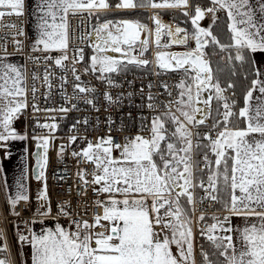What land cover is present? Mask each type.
Returning <instances> with one entry per match:
<instances>
[{
	"label": "snow or ice",
	"instance_id": "6c2138e0",
	"mask_svg": "<svg viewBox=\"0 0 264 264\" xmlns=\"http://www.w3.org/2000/svg\"><path fill=\"white\" fill-rule=\"evenodd\" d=\"M148 8L181 9L195 26L191 35L195 47L184 52L161 50L187 45L189 35L184 28L165 24L159 12L151 16L154 29L140 21L105 20L87 33L95 54L84 67V74L99 73L96 78L109 87L120 86L112 74L126 73L129 65H154L160 71L153 70L152 75L179 72L181 77L175 85L160 82L167 103L149 91L146 106L156 114L149 126L142 125L141 133L126 137L123 142L108 134L71 152L73 157L93 166L90 173L86 168L77 171L82 182L78 192L86 197L91 186L97 197H103L95 201L102 214L93 215L91 220L81 216L88 207L85 202L74 215L68 201L59 205L57 212L58 216L68 217L69 227L57 224L54 230L49 227L40 233L30 229L25 236L15 225L19 242L32 248V264H196L197 233L210 242L212 249L209 252L200 245L202 264H264V59H257V54L264 56V0H256L255 4L252 0H210V6H201L195 0H38V36L27 61L42 63L44 71L42 75L32 74L31 89L26 64L8 62L11 54L6 45L0 46V147H6L8 141L28 139L27 132L21 134L13 125L29 107V91L35 101L39 91L36 81H42L51 93L55 74L49 62L64 73L59 80L66 101L69 98L64 85L69 70L76 81L75 93L97 91L83 84L76 67L85 60L84 48H75L73 55H68L70 15L87 13L99 19L111 9ZM221 11L227 17V43L221 41L212 26L200 25L206 16L216 25V14ZM24 13L25 0H0V21L6 16L22 18ZM4 27L13 30L15 51L23 54L24 43L17 38L25 35L22 25L8 23ZM164 36L171 38L170 43H161ZM153 42L157 50L149 60L145 53ZM210 45L212 54L217 48L228 53L226 60L233 76L237 75V67L246 66L243 78L248 83L240 97L234 82L222 84L218 73L223 69H214L206 51ZM53 52L59 55H51ZM69 60L71 69L66 63ZM147 87L151 90L155 85L150 82ZM104 95L110 105L122 100V96L114 99L110 92ZM132 95L128 93L129 97ZM85 101L95 107L92 99L85 97ZM32 108L34 112L41 110L36 103ZM74 108L76 105L72 104L44 111L67 113ZM109 122L113 123L111 117ZM83 123L87 124V120ZM39 126L50 133L33 137L38 141L37 148L44 149L37 161V179L43 180L51 133L58 125ZM144 131L148 134L144 135ZM77 139L75 135L69 137L70 143ZM66 147H60L61 157ZM38 199L42 205L37 212L40 218H33L32 223H43V218L52 214L46 180ZM28 200L24 185L18 182L15 196L7 198L9 215L18 217V205ZM212 206L218 207L209 216L207 210ZM234 218H242L244 226H234ZM251 220L255 222L250 223ZM97 228L104 231H96ZM0 245V253L5 254L0 256V264H13L2 229Z\"/></svg>",
	"mask_w": 264,
	"mask_h": 264
},
{
	"label": "built area",
	"instance_id": "2783aa9c",
	"mask_svg": "<svg viewBox=\"0 0 264 264\" xmlns=\"http://www.w3.org/2000/svg\"><path fill=\"white\" fill-rule=\"evenodd\" d=\"M201 6H208L205 4H200ZM180 9H174L169 14H160L161 20L165 24L171 25L173 28L181 27L184 28L189 35V40L187 45H171L170 52H182L181 50H188L194 48L195 41L191 39L192 33L195 30H192L188 25V21H191L189 16L183 17L184 23L178 22L176 15L177 11ZM191 11V9H189ZM154 12L149 13V21L143 23L148 25V27H155L151 16ZM207 16L205 17V19ZM200 21L201 27H204V21ZM112 21H119L123 19H110ZM69 21L71 25V39L69 44L68 55L71 57L73 55V49L75 48H84L85 60L83 63L76 65L81 74V81L83 84L87 85L90 88H96L95 93L88 94H79L75 93L73 85L76 81L73 78L71 71L69 70L67 75V83L64 85V92L69 98L66 101L61 95L60 89V80L59 77L64 74L56 66L52 65V62H49L51 65V71L55 74L52 78L53 87L51 93L48 94V89L43 86L42 81H36V86L39 91L36 93V99L33 101L32 93L29 91L28 101L29 107L24 111V114L15 121V125L23 134L27 132V143L30 145L34 136H48L50 135L48 129L42 128L39 125L44 123H56L58 125L57 129L51 133L53 139L49 144L50 152V163L48 168V182H49V194L51 202L52 214L49 218L54 220L66 221L70 225L68 217L59 215L58 216V206L71 201L73 213L78 207L83 208L84 203L86 202L88 207L86 212L81 211L80 215L86 219L91 220L92 216L95 214H102V209L95 206V201L99 198L92 191V187L89 186L87 196H83L78 192V186L82 184L79 177L76 175L79 169L86 168L90 173L93 170L91 164H85L83 160L79 157H73L71 155L72 151H79L87 146V143L98 142L100 137L111 134L117 141L123 142L126 137L134 136L142 131L143 127H147L150 124L152 117L156 114L152 109L148 108L147 95L149 91L152 92L158 100L167 103L168 97L166 94L162 95L163 89L159 86L160 82L167 81L171 85H175L181 77L179 72H167L163 76L152 75V71H160L155 69L154 65H150L148 68H141V71L128 70L126 73L122 74H112V79L119 84V87H109L106 82H103L96 77L99 73H88L84 74V67L90 62L91 55L95 54L94 49L90 46L87 39V33L92 32V27L94 25H99L104 21H100L95 17H89L87 13L82 15L69 16ZM14 23L17 25H22L25 35L23 37H17L21 39L24 43V52L19 54L15 51V45L13 44V30H10L4 27L5 24ZM193 25V24H192ZM183 35V34H181ZM81 36L84 37L83 42L81 41ZM154 41V35L152 37ZM170 37H162V44L170 43ZM31 34L30 27V17L27 7L25 6V13L22 18H17L15 16H6L3 21H0V46L6 45L7 51L12 55L20 59L21 65L26 64L27 75H28V86L31 89L33 84L32 74L34 72L43 74L44 65L33 64L30 61H27V56L32 54L30 52V47L34 43ZM93 40H95V34L93 33ZM168 49H163V51H168ZM180 51H176V50ZM156 46L154 42L150 45L148 50V57H145L149 60L154 58L156 52ZM34 55H42L41 53H35ZM53 56L59 55L58 52L51 53ZM119 55V54H118ZM68 68L71 69L72 62L71 60L66 62ZM129 82H132L131 84ZM155 85L151 90L147 87L149 83ZM143 89V91H141ZM173 96L176 95V89L173 88ZM110 92L113 98L121 97L122 100L119 103L109 104L105 98L104 93ZM128 93H132L131 97L128 96ZM79 97V98H77ZM87 99H92L94 101L95 107L92 104H88L85 101ZM36 103L40 107L39 112H34L32 104ZM72 104L76 105V108L72 109L67 113L61 112H46L45 108H59L60 106L71 107ZM97 109H99L97 111ZM131 113V116H129ZM55 117L53 120L52 118ZM109 117L111 121L109 122ZM143 118V119H142ZM87 120V124L83 123L84 120ZM75 125V128L73 127ZM109 129L111 131L109 132ZM144 135L148 133L143 132ZM78 136L79 139L75 143H70L69 137ZM64 145L66 151L63 154V157L60 156L59 149ZM198 158V157H197ZM90 178V177H89ZM32 197L29 196L28 202H21L16 211L20 213L18 217L32 218L33 211ZM25 204V205H24ZM217 206H212L208 208L207 215H211L216 211ZM223 215V213H217ZM199 216V212L196 213ZM17 216L9 215V209L2 185V179L0 175V229L4 230L7 242L10 246V259L13 261V264H22L18 246L16 243L15 235L11 225V220ZM208 223H211L209 220ZM197 227H199L197 225ZM96 231H104L102 228H97ZM20 232L29 233V226H21ZM206 239L201 238L197 233L196 236V264H202V256L200 255V245H203L205 250H207ZM5 255L0 253V256Z\"/></svg>",
	"mask_w": 264,
	"mask_h": 264
},
{
	"label": "crops",
	"instance_id": "0c3cea01",
	"mask_svg": "<svg viewBox=\"0 0 264 264\" xmlns=\"http://www.w3.org/2000/svg\"><path fill=\"white\" fill-rule=\"evenodd\" d=\"M38 0H25V6L28 9L29 17H30V27H31V34L33 38V42L38 36V29H37V10H36V4ZM199 4H205L210 6V4L204 3L202 1H195ZM210 2V0H209ZM252 2L255 4L256 0H252ZM140 10H147L148 14V20H149V13L150 12H159L161 14H167L173 9H140ZM116 11V9H111L107 12H104L101 14L104 15L108 12ZM118 11H128V10H118ZM224 13L223 11H221ZM133 21H138L136 19L131 18H123ZM141 22V20H140ZM144 23V22H141ZM257 59H264V56L257 54ZM8 62L15 63L17 65H21V61L18 57L10 55L8 57ZM255 95V94H254ZM15 125V124H14ZM15 127V126H14ZM20 131V130H19ZM21 133V131H20ZM22 134V133H21ZM26 149V150H25ZM31 148L29 147L27 140L26 141H8L6 147H0V166L3 168V172L0 173L3 177V189L6 197V201L8 196H15L17 190H18V182L19 184H23L24 188L26 190V193L28 196H31L33 199V196L30 193L29 190V180L31 179V165L33 164V159L31 157ZM2 179V178H1ZM6 180V184H5ZM103 199V198H102ZM8 205V203H7ZM9 206V205H8ZM32 211L34 212V203L31 205ZM35 214V213H34ZM37 215V214H35ZM39 219L40 217H37ZM255 222L254 220L249 221ZM60 224L64 227H69V223L61 220H54V219H43V223H34V225L31 224V227H29V230H34L37 233H40L42 229L47 228H53L55 229L56 225ZM245 224V221L242 218H234L233 219V225L243 227ZM238 235V234H236ZM236 235H234V241L236 240ZM20 242L18 241V246ZM31 248V246L29 245ZM175 251V249H173ZM19 253L22 264H32L31 256H32V248H31V255L29 256V260L27 261L25 258V255L23 254V251L21 252V249L19 247Z\"/></svg>",
	"mask_w": 264,
	"mask_h": 264
},
{
	"label": "trees",
	"instance_id": "16d2710c",
	"mask_svg": "<svg viewBox=\"0 0 264 264\" xmlns=\"http://www.w3.org/2000/svg\"><path fill=\"white\" fill-rule=\"evenodd\" d=\"M195 1H202L204 3L210 4L209 0H195ZM170 13V12H169ZM167 13V14H169ZM148 11L147 10H140V9H136V10H128V11H111L108 12L104 15H100L99 20L100 21H105V20H109V19H118V18H131V19H136L138 21L141 20V22H148V17H147ZM183 17H185V15L183 14V11L180 9L177 11V15L176 18L178 20V22L180 23H184ZM224 19H225V23H226V33H228V29H227V17L224 14ZM188 25L191 27L192 30H194L191 21H188ZM229 34V33H228ZM206 51L210 54V58L212 60V64L214 69L219 66L220 68L223 69L222 72L218 73V75L220 76L221 82L222 84L226 81L231 80L232 82H234L237 86L236 91H237V96L240 97L243 89L246 87L248 81L244 80L243 78V74L246 71V66L244 67H237L236 68V72L237 75L233 76L231 74L232 69L231 66L229 65V63L226 60V57L228 55L227 52H220V50L217 48L215 50L216 54H212V46L210 45L208 49H206ZM236 65H239V62H234ZM128 70H133V71H141V68L135 67L133 65H130L128 67ZM218 207V206H217ZM22 225V224H21ZM20 225V226H21ZM206 246H207V250L209 252L212 251L211 249V245L210 242L206 241Z\"/></svg>",
	"mask_w": 264,
	"mask_h": 264
},
{
	"label": "rangeland",
	"instance_id": "374dc122",
	"mask_svg": "<svg viewBox=\"0 0 264 264\" xmlns=\"http://www.w3.org/2000/svg\"><path fill=\"white\" fill-rule=\"evenodd\" d=\"M224 14L225 13H222V12H218L216 14L219 17V19L216 22V25H213L212 24V21L207 17L205 19V21H204V27L212 26L214 33H217L219 35V38L221 39V41L227 43L228 42V36H229V34L226 33V30L224 28V27H226V23H225V19H224ZM192 26H193V28L195 30V26L194 25H192ZM168 51H171V50L168 49ZM176 51H180V50L177 49ZM181 51L184 52L186 50H181ZM148 53H149L148 51L145 53V57H148ZM138 68H140V67H138ZM14 126H15L16 130L20 133V131L17 128V126L16 125H13V127ZM37 143H38L37 140L32 139V143H31V149H32L31 150V154H32V152L34 150V147H35V145ZM115 154L116 153H114V155ZM43 155H44V149H43ZM49 163H50V152H49V147H48V151H47V164L44 167V173H45L44 179L43 180H38L37 178H33L32 175H31V179L29 180V190H30L31 195L33 196V203H34L33 217L32 218L14 217L11 220V225H12V228H13V232H14V235H15V239H16L17 246H18V241L19 240H18V238L16 236V227H15V225H18L19 226V232H20V229H21V226H20L21 224H22V226L23 225H28L29 227H31V224L34 225V223H32L31 221L33 220V218H36L37 215H35V214H37L38 210H41L42 209L41 201L38 199V194L42 191L45 180H46V183H47V187H48V197H49V200H50L49 182H48V168H49ZM1 178H2V182H3L2 175H1ZM50 206H51V204H50ZM8 209H9V206H8ZM43 219L44 220L45 219H49L50 220V219H53V218L47 217V218H43ZM26 221L28 222L27 224L25 223ZM20 233L23 234V235H25V236H27L29 234V233L25 234V233H22V232H20ZM0 246H2V245H0ZM19 247L21 249V252L23 251V254L25 255V258L28 261L29 260V256L31 255V248L29 247V244H21L20 243L19 246H18V250H19ZM19 255H20V253H19Z\"/></svg>",
	"mask_w": 264,
	"mask_h": 264
},
{
	"label": "water",
	"instance_id": "95a60500",
	"mask_svg": "<svg viewBox=\"0 0 264 264\" xmlns=\"http://www.w3.org/2000/svg\"><path fill=\"white\" fill-rule=\"evenodd\" d=\"M38 156H43V148H37V145L35 146L33 153H32V157L34 160V163L32 165V169H31V173H32V177L33 178H37V174L39 171V165L37 163L38 161Z\"/></svg>",
	"mask_w": 264,
	"mask_h": 264
},
{
	"label": "bare ground",
	"instance_id": "6f19581e",
	"mask_svg": "<svg viewBox=\"0 0 264 264\" xmlns=\"http://www.w3.org/2000/svg\"><path fill=\"white\" fill-rule=\"evenodd\" d=\"M118 19H120V18H118ZM128 20V19H127ZM162 43V42H161ZM109 55H118V54H116V53H108ZM32 143V142H31ZM31 143H30V145H29V147L31 148ZM37 145V144H36ZM35 145V146H36ZM35 148V147H34ZM33 153V152H32ZM31 156H32V154H31ZM32 159H33V157H32ZM33 163H34V160H33ZM25 205V204H24Z\"/></svg>",
	"mask_w": 264,
	"mask_h": 264
}]
</instances>
